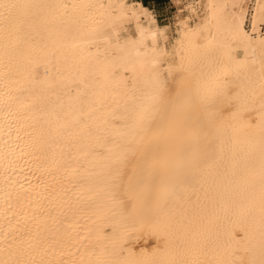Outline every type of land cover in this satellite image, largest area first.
I'll list each match as a JSON object with an SVG mask.
<instances>
[{
  "label": "bare ground",
  "instance_id": "bare-ground-1",
  "mask_svg": "<svg viewBox=\"0 0 264 264\" xmlns=\"http://www.w3.org/2000/svg\"><path fill=\"white\" fill-rule=\"evenodd\" d=\"M186 9L0 0V264H264V0Z\"/></svg>",
  "mask_w": 264,
  "mask_h": 264
},
{
  "label": "rangeland",
  "instance_id": "rangeland-1",
  "mask_svg": "<svg viewBox=\"0 0 264 264\" xmlns=\"http://www.w3.org/2000/svg\"><path fill=\"white\" fill-rule=\"evenodd\" d=\"M149 1V8H151L157 18L159 24H169L170 25V40L171 42L174 37L177 36V24L175 23L177 15L181 16L188 15L189 12L186 9V4L190 1L195 0H144ZM178 1V3H177ZM201 13V11H199ZM196 17H191V22L195 20ZM248 27V22L246 24ZM173 35V36H172ZM167 42V43H168Z\"/></svg>",
  "mask_w": 264,
  "mask_h": 264
},
{
  "label": "trees",
  "instance_id": "trees-1",
  "mask_svg": "<svg viewBox=\"0 0 264 264\" xmlns=\"http://www.w3.org/2000/svg\"><path fill=\"white\" fill-rule=\"evenodd\" d=\"M142 3L148 7V4L144 0H142Z\"/></svg>",
  "mask_w": 264,
  "mask_h": 264
},
{
  "label": "crops",
  "instance_id": "crops-1",
  "mask_svg": "<svg viewBox=\"0 0 264 264\" xmlns=\"http://www.w3.org/2000/svg\"><path fill=\"white\" fill-rule=\"evenodd\" d=\"M140 1L142 2V0H140ZM146 3L148 4V7H150V6H149V1H146Z\"/></svg>",
  "mask_w": 264,
  "mask_h": 264
}]
</instances>
